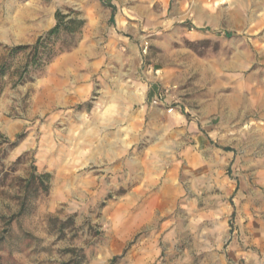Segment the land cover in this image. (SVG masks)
Segmentation results:
<instances>
[{
	"label": "rangeland",
	"instance_id": "rangeland-1",
	"mask_svg": "<svg viewBox=\"0 0 264 264\" xmlns=\"http://www.w3.org/2000/svg\"><path fill=\"white\" fill-rule=\"evenodd\" d=\"M146 1L158 15L168 3L127 0ZM104 2L0 0L3 264H235L233 254L243 252L256 253V264H264L263 244H253L245 228L249 214L236 211L247 210L253 198L262 203L253 191L264 194L246 169L251 157L246 147H238L236 159L228 162L211 154L212 146L190 148L182 134L154 131L147 118L142 125L135 106L129 104L120 117L100 110L107 109L102 96L128 93L132 84L128 50L107 40ZM218 3L248 8L243 0ZM56 13L71 33L60 32L40 45L31 67L29 48L11 50L34 46L53 29ZM136 20L142 71L154 63L166 67L170 45L189 46L166 20ZM184 55L172 57L183 62ZM179 88L178 104L193 96L198 105L205 93L195 76L182 78ZM173 142L175 149L165 148ZM137 158L141 165L131 164ZM33 177L25 196L24 181ZM147 186L153 211L127 206L125 194ZM234 186L238 192L229 195Z\"/></svg>",
	"mask_w": 264,
	"mask_h": 264
},
{
	"label": "crops",
	"instance_id": "crops-1",
	"mask_svg": "<svg viewBox=\"0 0 264 264\" xmlns=\"http://www.w3.org/2000/svg\"><path fill=\"white\" fill-rule=\"evenodd\" d=\"M218 1L168 0L167 7L163 4L158 15L151 10L150 1L130 4L127 0H105L107 40L110 46L128 50L132 84L128 93L116 91L102 96L100 100L107 109H103L104 106L100 110L120 117L125 115L129 104L135 106L142 125L147 118L148 127L154 131L182 134L189 139L190 148L197 146L207 150L212 146L211 154H221L228 162L234 161L235 150L244 146L251 155L245 163L249 176L254 186L264 190V0H243L248 6L246 11L238 5L226 8ZM166 15L167 19L163 17ZM139 18L168 21L174 25V36L184 37L189 46L181 49L170 45L166 67L154 63L142 71L136 58L139 31L136 19ZM212 39L217 42L215 46L207 44ZM247 40H251V44H247ZM225 43L231 45L225 46ZM195 45L200 47L196 50L200 55L195 53ZM157 47L163 49L160 45ZM180 52L185 54L183 62L178 61L176 55L172 57ZM192 76L198 77L205 93H201L198 105L193 104L197 100L193 96L184 99V104H178L181 79ZM176 146L173 142L165 148L175 149ZM252 149L254 154H251ZM131 164L141 165V162L137 158ZM149 189L147 186L127 192V206L139 211V207L146 205L148 211H153V194ZM229 191V195H233L238 188L234 186ZM252 194L262 197V203L253 198L247 210L236 211L249 214L245 228L251 230L250 240L264 246V231L263 234L255 231L264 230V194L255 191ZM257 258L253 252L232 256L235 264L240 260L256 264Z\"/></svg>",
	"mask_w": 264,
	"mask_h": 264
},
{
	"label": "trees",
	"instance_id": "trees-1",
	"mask_svg": "<svg viewBox=\"0 0 264 264\" xmlns=\"http://www.w3.org/2000/svg\"><path fill=\"white\" fill-rule=\"evenodd\" d=\"M55 19H56V24L55 26L53 27V29H51L48 33H46V35L44 37H40L37 42L35 43L34 46L32 47H16V48H13L11 51L12 52H20V51H25L27 50L28 48L30 49V53H31V57L33 58V61L31 64H29L31 67H34L36 66V57L38 56L39 54V47L40 45H44V43L48 40H50V38L52 36H56L58 35L60 32H64V33H71V31L68 30L67 27H65L63 24H62V16L60 15V13H56L55 15ZM27 66V65H26ZM26 68V67H25ZM18 139H20V137H18ZM15 142L12 143V146L15 145L17 143V140ZM32 179L34 180V177L31 178V179H28V180H25L24 181V193H25V196L27 194V192L29 191L30 187L33 185L32 184ZM38 183L41 187L42 190H45L46 189V186H44V181H43V178H39L38 180ZM23 196V200L25 201L26 200V197ZM22 207V206H21ZM0 241H3V238H0ZM0 264H3V261H2V258L0 257Z\"/></svg>",
	"mask_w": 264,
	"mask_h": 264
}]
</instances>
